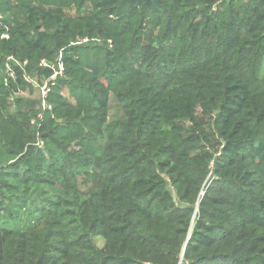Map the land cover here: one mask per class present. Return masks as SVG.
Masks as SVG:
<instances>
[{"label":"trees","instance_id":"obj_1","mask_svg":"<svg viewBox=\"0 0 264 264\" xmlns=\"http://www.w3.org/2000/svg\"><path fill=\"white\" fill-rule=\"evenodd\" d=\"M0 16V264H264V0Z\"/></svg>","mask_w":264,"mask_h":264},{"label":"built area","instance_id":"obj_2","mask_svg":"<svg viewBox=\"0 0 264 264\" xmlns=\"http://www.w3.org/2000/svg\"><path fill=\"white\" fill-rule=\"evenodd\" d=\"M0 18H1V16H0ZM1 36L6 38L7 33L4 32ZM87 41H88L87 38H82V39H78L75 42V44L85 43ZM11 63L21 67V66H24L26 64V61L19 62L17 59L13 58L12 56H8L6 58V62H5V71H6L8 77L14 76ZM39 65L45 67V66H48V62L45 61V59H41L39 62ZM63 71H64L63 63L61 61V56H59L57 58L55 65H54L53 73L51 74V76L48 79L43 80L40 85H37L38 97H39V100H40V103H41L43 109L50 108V106L47 104L46 98L49 94L51 86L54 84V82L56 81V79L58 77H61L63 75ZM40 116L41 115L39 114L38 117H40ZM178 264H188V262L183 258L182 254L180 255V259H179Z\"/></svg>","mask_w":264,"mask_h":264},{"label":"rangeland","instance_id":"obj_3","mask_svg":"<svg viewBox=\"0 0 264 264\" xmlns=\"http://www.w3.org/2000/svg\"><path fill=\"white\" fill-rule=\"evenodd\" d=\"M66 93V92H65ZM37 94H38V92H37V90L35 91V93H34V96H37ZM101 243V242H100Z\"/></svg>","mask_w":264,"mask_h":264}]
</instances>
